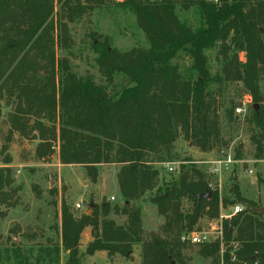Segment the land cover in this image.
<instances>
[{
    "label": "trees",
    "instance_id": "1",
    "mask_svg": "<svg viewBox=\"0 0 264 264\" xmlns=\"http://www.w3.org/2000/svg\"><path fill=\"white\" fill-rule=\"evenodd\" d=\"M56 0H0V118L3 107H10L5 120L6 144L0 167V199L4 203L12 184V158L8 145L14 135L37 141L34 155L48 162L58 151L62 165H80L89 170L100 165H117V186L123 205L102 202L90 214L75 217L61 207L60 246L67 253L66 264H81L80 240L90 228L91 242L85 254L105 252L112 261L116 256L130 257L132 248L140 246L141 264H187L183 251L196 246L197 254L219 264L218 244L193 245L182 242L184 232L198 230L203 217L219 215V201L198 196L208 191L205 174L190 161H179L178 179L158 187L149 202L156 207L164 223L157 232H145L141 211L136 205L156 187L159 170L155 164L171 162L173 144L182 137L190 146L206 152L219 137L217 106L208 100L207 84L211 79L204 51L220 43L224 62L222 79L239 82L252 98L251 123L259 130L253 138L257 155L264 153V0H231L220 7L203 2L178 3L162 0L148 4L127 0L119 6L129 7L136 26L148 47L118 51L104 36L92 35L95 65L107 86L115 75L126 84L114 94L96 85L89 77L79 78L67 59L57 57V49L70 45L67 22L81 17L102 0H57L61 23L53 24ZM199 9L203 27L192 30L184 26L176 6ZM227 42L229 46H227ZM189 47L196 72L194 80L184 79L177 64L171 61ZM244 52L241 64L237 53ZM236 101L228 111L231 121ZM1 132V130H0ZM156 160V161H154ZM97 173L90 179L96 182ZM234 180V177H233ZM231 193L236 202L255 203L242 198L235 183ZM191 203V211H181L182 200ZM223 201L222 207L235 202ZM114 214L125 218L122 225L109 219ZM4 213L0 211V218ZM247 210L233 216L224 230L226 239L242 243L239 260L258 255L264 264V222ZM20 264L29 263L20 260ZM225 264H231L225 259Z\"/></svg>",
    "mask_w": 264,
    "mask_h": 264
},
{
    "label": "rangeland",
    "instance_id": "2",
    "mask_svg": "<svg viewBox=\"0 0 264 264\" xmlns=\"http://www.w3.org/2000/svg\"><path fill=\"white\" fill-rule=\"evenodd\" d=\"M53 14V24L58 26L63 14L57 0ZM176 14L180 22L192 30L203 27L199 9L195 5L185 10L176 6ZM66 26L70 45L67 49L58 48L57 57L67 59L71 71L77 77H89L96 85L105 88L109 94H114L124 87L126 81L122 75L117 74L113 85L105 84L104 78L95 65L96 54L91 44L92 35L106 37L111 47L118 51L148 47L143 33L136 26L135 17L130 8L113 5L105 0H102L100 6L92 7L81 17L67 22ZM227 46H229L228 42ZM219 47L220 43H216L204 51L207 68L211 75L207 84V99L214 100L217 106L218 140L211 150L203 152L195 146H190L180 137L173 144L170 157L162 158V160L171 162L189 160L204 173L203 165L200 163L212 157L217 149L230 147L236 152V158L241 161L233 167L231 173L222 177V186L215 192L219 201L218 217L215 219L203 217L198 221V230H207L210 224H216L219 227L220 215L230 216L232 212L230 207L238 203L234 201L235 197L231 193V188L235 183L234 176L242 198L264 209V153L257 155L253 141L254 137L260 138L261 135L251 123L250 109L245 117L237 116L232 111V118L229 121L227 112L244 90L241 83L226 82L222 79L221 71L224 62L222 56L219 55ZM229 53H237L239 62L241 64L245 62L244 52L230 48ZM171 63L178 65L184 79L191 81L195 79L196 72L189 47L178 52ZM263 84L261 82L260 86L262 87ZM0 104L2 106L4 100ZM9 108H2L0 121L4 122ZM0 130L1 152L2 146L6 144L7 126L0 123ZM262 143L264 144V139ZM36 145L37 141H27L19 138L18 135H14L8 145V153L12 158L8 166L12 170V184L4 189L6 192L4 203L15 201L16 205L14 207L5 206L1 203L4 198L0 199V211L4 213V217L0 218V264H20V260H27L29 263L38 262V264H66L67 253L60 246L62 205H65L75 217H79L82 214L91 213L88 208L89 204L94 206H99L102 202L117 204L116 200L112 201L110 198L116 193L115 175L119 166L100 165L89 170L80 165H62L59 162L57 150L48 162H43L34 155ZM2 157L3 154L0 153V167H3ZM154 166L159 170L156 187L136 202L141 211L142 228L145 232H157L164 223V218L157 213L156 207L150 204V196L158 187L178 179L177 171L167 172L162 167V162ZM249 169L253 171L252 175L247 174ZM94 170L97 173L95 183L90 179ZM205 178L208 183L216 181L209 179L206 175ZM225 199L235 203L222 207ZM78 203L82 204L81 209H76L75 205ZM191 208V203L183 199L181 211L186 214L191 211ZM113 215L110 214L109 218ZM261 217V221L264 222V214ZM230 219L221 220L223 230L227 229ZM114 222L116 225L123 224V217H117ZM86 237L89 236H85L84 233L80 241L85 242ZM79 250L81 264H134L133 261H129L133 250L128 259L116 256L115 261H108L100 255H95L91 258L92 263L89 256L81 249ZM196 250L197 247L192 246L183 251V255L190 259L187 264H212L210 259L200 257Z\"/></svg>",
    "mask_w": 264,
    "mask_h": 264
},
{
    "label": "built area",
    "instance_id": "3",
    "mask_svg": "<svg viewBox=\"0 0 264 264\" xmlns=\"http://www.w3.org/2000/svg\"><path fill=\"white\" fill-rule=\"evenodd\" d=\"M113 5H122L127 0H105ZM142 3L154 4L160 3L162 0H133ZM178 3H195L203 2L206 4H211L215 7H220L223 4L229 3L231 0H175ZM253 107L252 98L248 93L241 92L238 96L233 112L237 116L245 117L249 109ZM241 161L236 158V152L230 147L219 148L216 150L214 155L208 160L201 162L203 165L204 173L206 177L211 180H216L213 183L207 182L208 191L216 192L220 190L222 184L221 180L224 175H228L232 172L235 165L239 164ZM180 162H166L162 164V167L169 173H174L179 170ZM248 175H252V170H247ZM113 200V198H111ZM76 209H81L82 204L78 203L75 205ZM231 214L229 217L226 215H220L219 222L220 226L216 224H210L207 230H197L192 232H184L181 236L182 242H190L193 245L200 244H218L219 247V264H225V259L231 264H263L261 258L255 255V259L249 258V260H239L237 252L242 248V243L234 239V236L230 239H226L224 230L221 226V220L232 218L245 211V206L241 203H235L230 207ZM218 222V220H217ZM254 257V256H253Z\"/></svg>",
    "mask_w": 264,
    "mask_h": 264
},
{
    "label": "crops",
    "instance_id": "4",
    "mask_svg": "<svg viewBox=\"0 0 264 264\" xmlns=\"http://www.w3.org/2000/svg\"><path fill=\"white\" fill-rule=\"evenodd\" d=\"M115 178H116V175H115ZM116 180V179H115ZM111 198H113V200H116V202H117V204L116 205H118V206H122L123 205V200H122V198H121V195H120V192H119V189H118V186H117V181H116V193H115V195L113 196V197H111ZM110 198V199H111ZM112 200V201H113ZM117 217H120V216H115V215H113L111 218H109V219H111L112 221H116V218ZM124 220H125V218L123 217V223H124ZM120 225H122V224H120ZM84 233H85V236H89V237H86L85 239V242H81L80 241V249H81V251L82 252H84L85 253V249H86V246H87V244L88 243H90L91 242V236H90V228H86L84 231H83V234L82 235H84ZM82 237V236H81ZM132 250H133V254H132V256H131V258H130V260L129 261H133V263L134 264H141V257H140V246L139 245H135V246H133V248H132ZM95 255H100L101 257H103V258H105V259H108L107 258V255H106V253L105 252H96V253H94L92 256H89V260L91 261L92 259L91 258H93ZM116 260V258H113V261H115ZM108 261H110L109 259H108ZM91 263H92V261H91ZM93 264V263H92ZM118 264V263H117Z\"/></svg>",
    "mask_w": 264,
    "mask_h": 264
},
{
    "label": "water",
    "instance_id": "5",
    "mask_svg": "<svg viewBox=\"0 0 264 264\" xmlns=\"http://www.w3.org/2000/svg\"><path fill=\"white\" fill-rule=\"evenodd\" d=\"M243 92V91H242ZM253 109L254 110H257L258 109V106L257 105H254L253 106ZM236 179V177L234 176V180ZM212 196V192L211 191H207L205 192L204 194H201L198 196V200L200 199H209L211 198ZM245 206V210H247L248 212L252 213L253 215H257V216H263L264 214V209L263 208H259V207H254L252 206L251 204L249 203H245L244 204ZM94 207L93 204H89L88 208H89V211ZM256 256L252 257L251 259H255Z\"/></svg>",
    "mask_w": 264,
    "mask_h": 264
}]
</instances>
